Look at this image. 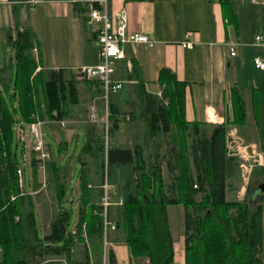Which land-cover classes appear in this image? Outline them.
Listing matches in <instances>:
<instances>
[{
	"label": "trees",
	"instance_id": "obj_1",
	"mask_svg": "<svg viewBox=\"0 0 264 264\" xmlns=\"http://www.w3.org/2000/svg\"><path fill=\"white\" fill-rule=\"evenodd\" d=\"M10 1L14 4V27L2 32L14 54L10 81L4 77L7 68L0 63L3 86V91L0 90V264H44L48 258L66 264H103L101 187L105 182L122 197L116 227L124 231V243L133 259H148L150 264L174 263L167 209L182 206L185 264H264V194L256 205L250 200L242 203L227 200L226 166L236 160L228 156L227 128L189 125L184 119L187 85L180 83L169 70H162L159 84L164 87L163 100L158 101L157 96L146 92L134 61L130 73L125 63L118 71V80L136 84L123 86L111 97L108 134L127 122V118L130 122H143L151 140L165 139L164 155L146 157L144 151L136 149L108 147L106 150L97 126L86 125L88 139L80 157L81 195L75 231L68 234L69 213L62 206L69 172L50 160L47 182L53 185L59 211L49 232L43 238L38 236L33 197L25 194L19 184L21 168L14 151L13 128L17 123L24 130L38 121L74 119L75 108L80 104V83L95 90L97 97L101 91L98 82L81 80L78 73L38 71L33 54L37 46L35 35L29 27H22L17 13L19 5L28 0ZM232 102V124L241 129L245 125V106L236 90ZM125 107L129 110L125 111ZM30 167L36 184V157L31 159ZM167 170L170 184L164 179ZM258 171L249 186V197L254 191L261 193L264 186V167ZM40 187L36 184L35 188ZM77 244L85 246L84 262L74 260ZM106 264H117L111 249L106 254Z\"/></svg>",
	"mask_w": 264,
	"mask_h": 264
},
{
	"label": "crops",
	"instance_id": "obj_2",
	"mask_svg": "<svg viewBox=\"0 0 264 264\" xmlns=\"http://www.w3.org/2000/svg\"><path fill=\"white\" fill-rule=\"evenodd\" d=\"M100 1L28 0L19 5L18 20L22 27H29L32 30L37 41L38 71L41 69L66 70L77 73L82 68L96 67L100 64L96 37L94 32L86 26L85 9V2ZM13 6L10 0H0V33L2 36L5 29L14 27ZM108 7L111 15L123 11L126 13L127 33H139L154 42L152 47L145 44L126 47V60L118 64L113 80L122 83L123 86L136 84L133 81L117 79L121 64L125 63L130 73L134 61L138 66L139 77L144 82L146 92L157 96L158 101H161L164 87L159 84V76L162 70H169L180 83L187 85L184 119L189 125L195 123L209 126L224 125L227 128V134L229 130H235L243 144L253 148L257 158L263 162L264 73L256 69L254 60L256 58L264 60V50L256 47L255 41L249 46L239 41L243 27L253 26L258 36L262 25L260 8L252 4L251 0H108ZM188 34L194 44L191 49L182 47L185 36ZM230 43L238 44L234 57L230 55L228 47ZM247 65H251L255 72L259 71L262 78L253 76L252 83L243 90L239 72ZM12 66L14 67V59L11 65L6 67L8 71L4 74L5 79L9 81L13 77ZM82 85H84L83 95L87 94L90 105L97 104L95 90L88 85ZM80 87L81 85L79 89ZM260 89L263 91V97ZM233 90L240 94L245 106V125L241 129L232 124L234 119ZM126 110H129L128 107H125ZM99 115L98 125L103 127L101 120L105 115L100 113ZM73 121L71 122L76 123L84 120L79 118ZM84 122L87 124L86 121ZM98 125L96 126L99 127ZM61 128H66V126ZM99 132L97 128V133L105 139V132L104 136ZM108 137L111 144L108 145L106 142V150L108 147L136 149L140 152L144 151L146 157L151 154L156 157L159 153L163 156L167 149L165 139L161 138L158 141L150 139L148 127L143 122H123ZM87 139L85 128V141ZM27 140L31 147L29 138ZM23 149L24 155L25 151L28 156L33 153L25 144ZM226 168L227 200L242 203L239 201L243 200L244 196L241 191L242 182L238 160L228 162ZM260 168H256L254 173H258ZM169 175L168 170L165 171L166 184L171 182ZM31 182H33L32 175ZM113 192L115 195H113V206L109 211L110 220L113 215L112 211L115 212L113 208H120L123 203L120 192L114 188ZM33 193L32 191L27 195L33 197L35 196ZM261 193L254 191L250 195L249 200L252 205L259 202ZM78 195L80 197V191ZM183 211L185 217V210ZM111 246L116 255L117 264L119 259L116 249L119 247L126 251L122 257L129 260L130 264L134 263L135 259L130 258L125 243L115 242L114 246L113 243ZM78 262L81 261L78 260ZM181 263L185 264V252Z\"/></svg>",
	"mask_w": 264,
	"mask_h": 264
},
{
	"label": "rangeland",
	"instance_id": "obj_3",
	"mask_svg": "<svg viewBox=\"0 0 264 264\" xmlns=\"http://www.w3.org/2000/svg\"><path fill=\"white\" fill-rule=\"evenodd\" d=\"M264 32V24L262 22L261 30L258 35L263 34ZM257 35V32L253 26L249 27H243L241 30V34L239 37V41L249 46L251 43H254L255 36ZM236 55V53H235ZM14 59V54L12 49L7 46L4 43L3 36L0 33V63L3 67H9L11 65V62ZM253 76H258L260 79L262 78L261 73L259 71L255 72L254 69L251 68V65H247L245 69L241 70L239 72V77L241 81L242 89L245 90V88L249 87V84L252 83ZM84 80V79H81ZM82 82V81H81ZM81 85L79 92L80 93V104L78 107L75 108V118L74 119H67L63 121H57V120H46L48 125L43 126V135H44V141L45 144L48 146V151L51 156V160L55 161L58 168H65L69 172V180L67 183V187L65 190V202L62 204L64 210H66L69 213V220L67 225V232L68 234L73 233L75 230L77 224H78V212H77V206L79 205V191H80V157L82 155L84 145H85V125H89L90 122V115L92 109H95L97 112V118L100 122L99 113L104 114L106 113V104L95 96L98 100L97 104L90 105V102L88 100L87 94L83 95V86ZM87 85V84H85ZM0 90L3 91V86L0 84ZM263 91L260 89V94H262L263 97ZM245 93V92H244ZM5 100L8 102L10 109L11 102L7 95V93L4 91L3 93ZM85 97V98H84ZM263 103V100H262ZM79 118L83 119L87 122L85 124L84 121L73 123V120H79ZM73 121V122H71ZM102 121V120H101ZM64 123L66 128H61L62 124ZM98 125V124H96ZM99 126V125H98ZM59 127V128H55ZM71 128V129H69ZM99 131L102 132V129L105 132V126L103 127L99 126ZM110 128V125H109ZM263 129V128H262ZM99 132V133H100ZM264 134V131L262 132ZM264 136V135H263ZM110 137V136H109ZM106 141V137L104 139L105 145L108 142V145L111 144V140L109 139ZM27 138H29V135L27 133V129L24 128V131L21 129V125L17 123L13 128V145H14V151L16 153V158L19 164V167L23 171V177L21 180L22 188L24 189L26 194H31L32 191L35 194L33 196V206L34 211L36 214V221H37V231L38 236L40 238H43L50 229V225L52 221L54 220L55 216L58 214V206L55 199V191L53 188V185L48 184V174L46 170V187L43 188L42 186V176L38 172V181L36 184H39L41 187L36 189L35 181L31 182V167L30 162L33 157H36L34 153H32L30 156H28V153L25 151L24 155V149L23 145L25 144L26 147H28V150L31 147L28 145ZM21 140V141H20ZM25 142H23V141ZM30 145H31V139L29 138ZM27 149V148H26ZM29 150V151H30ZM88 160V159H87ZM84 161H86V158H84ZM91 165V164H90ZM92 166V165H91ZM250 186V185H249ZM248 189L245 193V196L243 200H239L240 202H245L246 200H249L248 195ZM31 205L28 206L30 208ZM115 212L112 211V223L116 225L117 221L119 220V208H113ZM112 210V209H111ZM184 208L182 206H174V207H168L167 214H168V220L170 225V231L172 240L174 243V250H175V257H174V263L173 264H182L181 259L183 258V253L185 252V246H184ZM110 211V210H109ZM110 220V221H111ZM85 246L90 252V245L87 243V239H85ZM124 231L122 229H118L115 232H112V234H108L107 236L104 235L103 238V249H104V258H103V264H106V254L109 251V249H112L111 244L113 243H124ZM85 246L82 244H77L74 250V260L81 262L85 261ZM119 247V246H117ZM126 251L122 248L116 249V254L118 260V264H130L129 260H125L122 256L125 254ZM128 254L131 257V254L128 249ZM1 252H0V260H1ZM58 260V259H56ZM136 260V262H135ZM133 260V264H150L148 259H135ZM139 260V261H137ZM44 264H66L63 260L55 261L54 259H46V263ZM93 264V262L91 263Z\"/></svg>",
	"mask_w": 264,
	"mask_h": 264
},
{
	"label": "built area",
	"instance_id": "obj_4",
	"mask_svg": "<svg viewBox=\"0 0 264 264\" xmlns=\"http://www.w3.org/2000/svg\"><path fill=\"white\" fill-rule=\"evenodd\" d=\"M251 3L257 5L262 14V22L264 24V0H251ZM86 9V26L89 30L94 32L96 37V46L99 50L100 64L96 67H85L78 70V74L85 80L96 81L99 84L101 91V99L106 104L105 117L101 123L105 126V137L108 140L109 132V112L108 104L110 98L117 95L123 87L122 83L115 82L113 77L117 70L118 64L126 60L125 48L128 46H135L145 44L149 47L154 45V42L148 40L147 37L139 33H127V16L126 13L120 12L111 15L108 7V0H101L100 2H85ZM194 44L191 41L190 34L185 36L182 44L183 48L191 49ZM238 44L230 43V55L235 56V50ZM255 46L264 50V33L256 36ZM35 58L38 53L35 49L33 52ZM254 65L257 70L264 73V60L256 58ZM161 96V95H160ZM129 121V118L126 119ZM90 124L96 125L100 123L97 118V112L92 109L90 115ZM51 123L38 121L30 126H27V133L31 139V150L36 154L38 172L42 176V186L46 187V170L47 163L51 160L48 151V146L45 144L43 135V126ZM65 127L64 123H61ZM52 125V124H51ZM230 131V130H229ZM228 131L227 134V151L230 158L238 160V167L240 171V178L242 182L243 196L247 188L251 184L252 175L256 168L264 167V160L261 162L257 158V154L253 148L243 144L235 130ZM23 171H18L19 184L22 188L21 180ZM103 197L101 200V207L103 210V232L107 236L109 233L117 230L116 225L110 221L109 210L113 206V188L107 183L102 186ZM36 193H33L35 195ZM244 198V197H243ZM122 205V203H121ZM86 235L84 234V237Z\"/></svg>",
	"mask_w": 264,
	"mask_h": 264
},
{
	"label": "water",
	"instance_id": "obj_5",
	"mask_svg": "<svg viewBox=\"0 0 264 264\" xmlns=\"http://www.w3.org/2000/svg\"><path fill=\"white\" fill-rule=\"evenodd\" d=\"M260 190L263 193L264 192V186H262Z\"/></svg>",
	"mask_w": 264,
	"mask_h": 264
},
{
	"label": "flooded vegetation",
	"instance_id": "obj_6",
	"mask_svg": "<svg viewBox=\"0 0 264 264\" xmlns=\"http://www.w3.org/2000/svg\"><path fill=\"white\" fill-rule=\"evenodd\" d=\"M261 187H262V186H261ZM261 194H262L261 196H263L264 193H261Z\"/></svg>",
	"mask_w": 264,
	"mask_h": 264
}]
</instances>
